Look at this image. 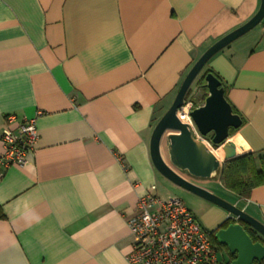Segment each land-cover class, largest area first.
I'll return each mask as SVG.
<instances>
[{
  "label": "crops",
  "instance_id": "obj_1",
  "mask_svg": "<svg viewBox=\"0 0 264 264\" xmlns=\"http://www.w3.org/2000/svg\"><path fill=\"white\" fill-rule=\"evenodd\" d=\"M259 5L0 0V133L13 115L35 119L38 134L25 164L0 176V264H129L127 221L138 198L172 197L151 162L153 128L199 57ZM246 34L204 67L241 119L227 140L237 157L264 155V18ZM169 133L160 146L168 165ZM176 172L211 193L210 184L222 186L220 171L217 181ZM233 195L232 205L264 225V185L247 198ZM192 204L208 232L229 217L201 198ZM219 251L218 264H228Z\"/></svg>",
  "mask_w": 264,
  "mask_h": 264
},
{
  "label": "water",
  "instance_id": "obj_2",
  "mask_svg": "<svg viewBox=\"0 0 264 264\" xmlns=\"http://www.w3.org/2000/svg\"><path fill=\"white\" fill-rule=\"evenodd\" d=\"M263 18L264 0H260L257 12L246 23L206 49L191 67L172 104L153 128L149 145L153 167L162 177L229 214L227 220L231 221V224L217 230L214 234L218 244L223 246L230 256L234 257L229 260V264H264V225L235 205L229 204L210 191L185 180L176 171L185 173L193 179H211L220 171L224 162L237 157L233 144L227 140L229 130L238 129L242 122L226 101L221 82L211 73L204 76L207 96L202 103L196 104L191 97L188 99L186 97L207 62L229 44L259 25ZM186 101L193 102L194 106L189 112V118L197 133L203 138H208L211 146L220 149L221 161L214 156L204 142L196 138L190 125L182 123L178 119L177 113L180 112ZM166 132H171L165 137V150L171 166L164 161L160 148ZM244 225L257 236V242H253Z\"/></svg>",
  "mask_w": 264,
  "mask_h": 264
},
{
  "label": "built area",
  "instance_id": "obj_3",
  "mask_svg": "<svg viewBox=\"0 0 264 264\" xmlns=\"http://www.w3.org/2000/svg\"><path fill=\"white\" fill-rule=\"evenodd\" d=\"M193 106V102L186 101L177 115L185 114L197 139L202 140L189 118ZM15 122L16 117L8 115L0 133L4 148L0 153V176L9 166L24 165L38 139L35 119H23L11 128ZM127 228L132 236L129 264H218L208 231L178 198L161 200L149 193L141 195Z\"/></svg>",
  "mask_w": 264,
  "mask_h": 264
},
{
  "label": "trees",
  "instance_id": "obj_4",
  "mask_svg": "<svg viewBox=\"0 0 264 264\" xmlns=\"http://www.w3.org/2000/svg\"><path fill=\"white\" fill-rule=\"evenodd\" d=\"M207 73L213 74L220 81V79L210 70L205 69L203 71V73L198 77V79L195 82V84L202 90V96H201L202 102L207 96V90L205 88V83H204V76ZM221 86H223L222 83ZM190 93L191 91H189L186 99L189 98ZM224 96H225V88H224ZM193 102L195 101L193 100ZM196 104L198 103L196 102ZM232 111L233 113L236 114L233 108ZM233 131H234L233 129L229 130V136ZM219 182L225 189L232 192L236 196L240 198H247L250 192L254 188L264 185V155L246 153L232 160L224 162L219 172ZM1 217H3V215L0 213V218ZM229 224H231V221L226 220L216 230L208 232L210 242L215 247L216 250H219L220 247L221 248L224 247L218 244V242L214 237V234L216 233L217 230L226 228ZM244 228L247 231L248 235L253 240V242H257L258 241L257 236L246 226H244ZM227 256L229 257V260L234 258L233 256H230L228 253Z\"/></svg>",
  "mask_w": 264,
  "mask_h": 264
},
{
  "label": "rangeland",
  "instance_id": "obj_5",
  "mask_svg": "<svg viewBox=\"0 0 264 264\" xmlns=\"http://www.w3.org/2000/svg\"><path fill=\"white\" fill-rule=\"evenodd\" d=\"M250 33L246 34L244 36V38H242V39H247V37H250L252 35V33L251 34ZM203 71H204V69L199 74V76L203 73ZM198 77L196 78V80L198 79ZM196 80L194 81V83L191 86L190 97L195 102L200 104V103H202V100H201L202 90L195 84ZM230 142H231V144H234L233 141H230ZM217 178H218V173H216L211 178V180L217 181ZM164 181H165L164 191H167L168 195H171L172 197L180 199L185 204V206H187L188 208H191L193 211L195 210V206H194V204H192V201H195V199H199V197L195 196L194 194H192V193H190V192H188V191H186V190H184L178 186H175L174 184H172L171 182H169L166 179ZM209 188L213 191L212 193L214 195H216L217 197H219L223 201H225L229 204H233L235 202V196L230 191L224 189L222 186H219L218 184L213 183V184L209 185ZM224 252H225V249L220 247L219 253H224Z\"/></svg>",
  "mask_w": 264,
  "mask_h": 264
},
{
  "label": "bare ground",
  "instance_id": "obj_6",
  "mask_svg": "<svg viewBox=\"0 0 264 264\" xmlns=\"http://www.w3.org/2000/svg\"><path fill=\"white\" fill-rule=\"evenodd\" d=\"M178 116V119L182 122V123H186V124H189V121L187 119V117L185 116V114L183 113H180L177 115ZM214 156L219 159V161H221V157H220V149L218 150H214L212 151Z\"/></svg>",
  "mask_w": 264,
  "mask_h": 264
}]
</instances>
